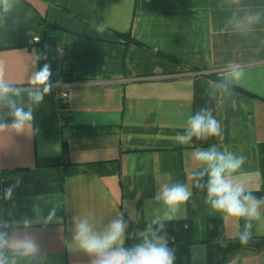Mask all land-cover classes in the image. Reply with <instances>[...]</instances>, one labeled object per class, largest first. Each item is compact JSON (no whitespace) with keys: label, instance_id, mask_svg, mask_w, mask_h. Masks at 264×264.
I'll return each instance as SVG.
<instances>
[{"label":"crops","instance_id":"crops-1","mask_svg":"<svg viewBox=\"0 0 264 264\" xmlns=\"http://www.w3.org/2000/svg\"><path fill=\"white\" fill-rule=\"evenodd\" d=\"M250 12L261 13L260 23L237 30L233 20ZM262 41L264 0H16L10 12L0 9L4 79L24 89L11 99L34 115L19 132L0 103V219L35 221L53 207L60 218L32 224L41 248L34 264H89L71 250L76 214L102 228L124 213L126 243L137 242L160 207L146 201L164 180L192 192L186 213L166 226L175 264H264V218L241 245L244 221L213 214L188 179L199 171L195 149L216 144L246 157L235 180L264 196ZM38 54L45 58L37 63ZM230 61L245 70L229 85L232 96L218 87ZM45 64L51 89L33 105L29 78ZM202 107L221 122V136L177 145L188 115ZM17 176L22 183L4 199Z\"/></svg>","mask_w":264,"mask_h":264},{"label":"clouds","instance_id":"clouds-1","mask_svg":"<svg viewBox=\"0 0 264 264\" xmlns=\"http://www.w3.org/2000/svg\"><path fill=\"white\" fill-rule=\"evenodd\" d=\"M16 0H0V9L10 12ZM238 3L239 0H234ZM261 13L250 12L240 19H234L237 30L247 32L252 26L260 23ZM95 26V25H94ZM106 24L96 27L103 33ZM264 43V41H262ZM38 54L37 63L44 59ZM50 66L45 64L29 78L32 87L28 91V99L33 105L43 102L44 96L50 91ZM245 77L244 68L236 61H230L224 76L225 83L218 87L229 96L232 90L229 85H237ZM24 89L9 84L4 79V63L0 61V103H7L11 109V127L17 131H25L33 122L32 108L16 106L12 96H19ZM6 125L0 124V130ZM221 122L213 115L209 107H202L194 114L190 113L182 133H177L175 142L179 146H189L193 141L206 142L210 138L220 137ZM193 164L199 171L189 174L191 180L200 191L205 193L204 202L213 214H219L223 220L244 221L243 230L238 233L239 243L247 245L252 238L253 222L264 218V196H257L247 189L235 177L242 171L246 157L227 149H221L216 144L198 147L192 154ZM14 183L4 190L3 198L9 200L14 189L22 183V177L12 178ZM192 192L187 183L164 180L159 184L154 196L146 201H153L160 207L156 214L139 233L137 242L128 244L129 222L124 219V213L110 220L102 228H97L87 216L76 214L72 217V251L81 252L89 258V264H175V249L170 246L166 226L168 223L182 217L191 200ZM55 207L49 210L45 217L33 221L23 218L18 222L0 219V264H18V260H27L34 264L41 255V248L36 236L30 231L33 223H47L60 218Z\"/></svg>","mask_w":264,"mask_h":264},{"label":"built area","instance_id":"built-area-1","mask_svg":"<svg viewBox=\"0 0 264 264\" xmlns=\"http://www.w3.org/2000/svg\"><path fill=\"white\" fill-rule=\"evenodd\" d=\"M37 37H35V38H33V41H37ZM67 95V93L66 92H59L57 95H56V97H57V100H58V97H65ZM5 221H7V220H5Z\"/></svg>","mask_w":264,"mask_h":264},{"label":"trees","instance_id":"trees-1","mask_svg":"<svg viewBox=\"0 0 264 264\" xmlns=\"http://www.w3.org/2000/svg\"><path fill=\"white\" fill-rule=\"evenodd\" d=\"M128 39H130L129 37H127ZM210 77L214 78V79H218L219 81H222L221 79L217 78L216 76L212 75V74H209ZM237 89L238 91H242L241 89L239 88H235ZM243 92V91H242Z\"/></svg>","mask_w":264,"mask_h":264}]
</instances>
